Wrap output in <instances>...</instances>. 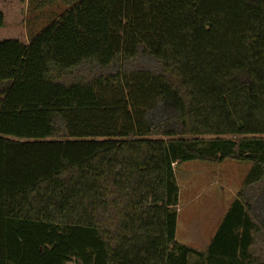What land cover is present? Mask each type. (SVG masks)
I'll return each instance as SVG.
<instances>
[{
	"label": "trees",
	"instance_id": "obj_1",
	"mask_svg": "<svg viewBox=\"0 0 264 264\" xmlns=\"http://www.w3.org/2000/svg\"><path fill=\"white\" fill-rule=\"evenodd\" d=\"M63 2L0 41V264H264V0ZM226 160L243 187L179 242L176 166Z\"/></svg>",
	"mask_w": 264,
	"mask_h": 264
},
{
	"label": "rangeland",
	"instance_id": "obj_2",
	"mask_svg": "<svg viewBox=\"0 0 264 264\" xmlns=\"http://www.w3.org/2000/svg\"><path fill=\"white\" fill-rule=\"evenodd\" d=\"M42 1H9L4 8L6 23L0 28V41L13 35L26 42L30 35L41 30L66 9L63 0H55L39 8ZM250 166L249 162L235 160L223 163L191 161L176 166V178L180 187L177 229L179 242L199 240L196 247L205 245L216 228L213 226V214L218 205L223 207L232 202L243 187ZM257 245V254L264 256V236Z\"/></svg>",
	"mask_w": 264,
	"mask_h": 264
},
{
	"label": "crops",
	"instance_id": "obj_3",
	"mask_svg": "<svg viewBox=\"0 0 264 264\" xmlns=\"http://www.w3.org/2000/svg\"><path fill=\"white\" fill-rule=\"evenodd\" d=\"M9 1L11 2V0H9ZM9 1L8 0H0V10H2L4 12V8L9 4ZM9 38H16V37H13V35H11ZM9 38H7V39H9ZM230 204H231V202L227 206H223V207H222V205H218L217 210L213 214V216L215 217V222H214L213 226L215 225L214 228L215 227L216 228H215V230L213 232V235L210 237V239L208 238L206 240V243H205V245L203 247L199 248V247L195 246V245H198L199 240H196V241L195 240H189V241L186 240V241L181 242V243L189 245V246H192V247L197 248V249H204L211 242L212 238L214 237V235H215L220 223L222 222L224 216L226 215V213H227V211H228V209L230 207ZM177 229H178V224H177ZM176 239H177V233H176Z\"/></svg>",
	"mask_w": 264,
	"mask_h": 264
}]
</instances>
